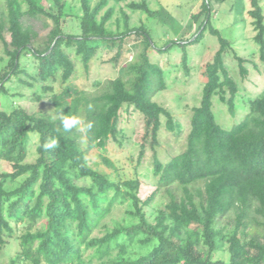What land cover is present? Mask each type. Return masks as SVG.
<instances>
[{"label":"trees","instance_id":"16d2710c","mask_svg":"<svg viewBox=\"0 0 264 264\" xmlns=\"http://www.w3.org/2000/svg\"><path fill=\"white\" fill-rule=\"evenodd\" d=\"M114 1H126L131 10L151 16L159 13L147 0ZM1 2L0 42L8 59L0 71V98L8 94L12 77L29 85L21 79L22 73L38 79L23 66L24 56L36 60L37 75L44 81L59 76L67 83L77 68L72 53L88 74L100 50L115 51L110 61L118 70L115 78L97 79L96 91L67 84L51 96L53 105L65 114L98 121L96 144L76 129L65 131L59 117L30 113L13 104L8 110L0 101V160L12 165L11 171L0 173V255L10 238H18L21 247L7 264H92L94 260L98 264H264V90L246 100L248 112L242 120L230 128L220 123L214 97L226 103L235 118L239 88L224 62L230 42L210 26L211 0H203L192 15L195 22L202 15L204 19L191 39H171L163 45L157 44L153 29L145 23L132 26L123 9V25L117 19V28L112 29L109 22L116 6L105 9L110 0ZM251 5L255 40L264 62L263 8L260 0H251ZM245 8V0H236L235 15L242 17ZM41 15L54 24L42 48L35 46L39 32L25 18ZM67 18L79 22V33L65 30ZM208 29L220 48L206 66L207 81L200 104L192 107L185 147L163 162L156 153L162 115L173 133H182V125L153 99L167 84L165 71L151 60L149 51L168 53L184 44L187 66V46L200 42ZM132 36L138 42L128 46ZM131 52H135L133 58L123 63L125 53ZM238 59L245 77L249 70L245 60ZM43 88L53 91L50 85ZM125 105L146 119V139L138 161L147 146L155 151L158 185L145 199L140 196L142 179H114L94 168L87 157L95 146L105 151L109 140L125 136L119 128ZM34 135L38 142L33 150ZM52 138H58V147L45 146ZM31 154L35 157L28 161ZM159 193L166 202L148 210ZM116 205L124 207V215L109 222ZM21 226L23 231L16 235ZM88 250L91 258L86 260ZM220 252L228 253V258L215 259Z\"/></svg>","mask_w":264,"mask_h":264},{"label":"rangeland","instance_id":"374dc122","mask_svg":"<svg viewBox=\"0 0 264 264\" xmlns=\"http://www.w3.org/2000/svg\"><path fill=\"white\" fill-rule=\"evenodd\" d=\"M99 0H94V3ZM141 1V0H135ZM150 8L153 11H159L156 15H149L144 11H133L128 6V2L115 4L114 0H110V5L116 6L114 16L109 22L112 29L117 28V19H123L121 9L125 10L130 16V24L132 26L145 23L151 27L154 32L155 41L160 45L165 44L171 39H191L198 32L204 15L198 21L193 20V14L197 13L203 0H147ZM236 0H211V24L210 26L219 29L222 36L230 42L224 56V62L228 68L230 75L238 84V107L237 116L233 118L228 110V105L222 103L218 96L214 97V112L218 120L225 127L230 128L233 124L242 120L248 112V98L255 97L258 93L264 90V62L260 55V46L255 40L257 30L254 24V18L250 14L251 0H245L246 8L242 17L235 15ZM0 0V5H1ZM260 4L264 13V0H260ZM26 22L34 26L39 32L36 47H44L47 35L53 27V21L44 16L36 18L25 17ZM242 18V19H240ZM47 23V24H46ZM192 27H188V24ZM64 28L68 32L79 33V22L74 18H67L64 22ZM7 39H10L7 34ZM128 46L132 43H137L138 38L135 36L129 37L127 40ZM186 45H177L168 53H161L156 49H150L149 55L152 61L159 63L165 71V79L167 88L159 91L153 97L155 101L166 107L174 115L175 119L182 125V133L175 134L166 128L167 118L162 115V126L159 132V144L156 148V153L159 158L166 162L171 156L181 152L185 147L186 136L190 130V118L192 115V107L197 106L201 102L202 91L205 82L207 81L206 66L213 61L216 52L220 48L218 38L208 29L200 42L188 45L186 50L188 54L187 66L183 61V51ZM115 51L106 53L100 50L95 60L92 62L91 70L86 74L83 64L80 59L73 55L76 61V71L67 83H63L59 76L42 80L36 72V60L32 56H24L22 58L23 66L30 74H35L37 80H33L30 76L22 73L21 79L29 81L32 85L20 81L17 77H12L7 82L8 94L0 98L2 105L10 110L11 104L21 106L30 113H46L51 118L59 117L61 120L64 116L63 108H56L51 100L54 93H59L65 85L70 84L79 89L88 91H96L97 79L108 80L115 78L118 75V70L110 61ZM135 52L125 53L123 63L130 61ZM238 57H242L244 65L249 70L247 76H242ZM8 54L2 42H0V71L7 66ZM50 85L53 91H45L43 86ZM229 96V94H228ZM242 99L244 101H242ZM83 124L91 123L92 127L87 132H80L85 140H93L96 144L100 125L97 120L89 121L84 115ZM83 126V125H82ZM119 128L123 129L125 136L119 140H109L105 151L97 146L88 151L87 157L92 166L99 171L109 174L112 178L122 179L139 177L143 184L140 192L142 199L149 196L158 185V176L154 173V154L155 151L150 147H146L144 158L141 162L138 161L140 151L146 139V119L144 115L133 106L129 108L125 105L121 112ZM38 142L37 135H34L31 141V149L34 150ZM86 145V143H84ZM103 156L109 159L113 166L108 165ZM34 154L29 155L28 161L34 159ZM12 165L6 160H0V173L11 171ZM159 193L152 206L156 207L166 202L165 198ZM124 215V207L116 205L112 211V216L107 218L111 222L112 218L121 219ZM41 221L40 224H42ZM24 226H21L16 235L23 231ZM20 241L18 238H10L9 244L0 255V264H7L9 258L20 250ZM90 250L84 253L86 260L91 258ZM215 259L228 258V253L220 252L215 254ZM92 264H98L96 260Z\"/></svg>","mask_w":264,"mask_h":264},{"label":"clouds","instance_id":"9594fccd","mask_svg":"<svg viewBox=\"0 0 264 264\" xmlns=\"http://www.w3.org/2000/svg\"><path fill=\"white\" fill-rule=\"evenodd\" d=\"M91 108L92 105H89V110H91ZM83 120L84 117L81 114H64L63 119L59 123L65 131H72L73 129H76L80 132H87L92 127V124H83ZM45 146L48 148L58 147V138H52Z\"/></svg>","mask_w":264,"mask_h":264}]
</instances>
